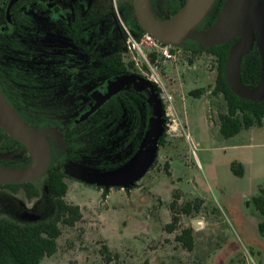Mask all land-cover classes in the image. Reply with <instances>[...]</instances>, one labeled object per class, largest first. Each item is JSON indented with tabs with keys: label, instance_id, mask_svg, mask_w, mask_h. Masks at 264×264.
Masks as SVG:
<instances>
[{
	"label": "rangeland",
	"instance_id": "1",
	"mask_svg": "<svg viewBox=\"0 0 264 264\" xmlns=\"http://www.w3.org/2000/svg\"><path fill=\"white\" fill-rule=\"evenodd\" d=\"M122 1L111 0L113 7ZM176 49L177 61L159 65L156 73L188 137L179 129L167 133L150 169L127 187L66 179L65 201L79 206L82 218L61 226L57 252L40 264H264V234L258 231L264 215L255 202H264V119L261 127L223 138L218 115L226 105L211 95L214 58ZM196 90L202 95L190 96ZM232 164L243 168V176L234 175ZM36 188L40 195L32 199L21 189L1 188L0 219L24 223L52 216L43 179ZM186 204L189 214L181 212ZM173 217L177 223L169 233L165 227ZM184 229L192 231L191 251L176 240Z\"/></svg>",
	"mask_w": 264,
	"mask_h": 264
},
{
	"label": "flooded vegetation",
	"instance_id": "2",
	"mask_svg": "<svg viewBox=\"0 0 264 264\" xmlns=\"http://www.w3.org/2000/svg\"><path fill=\"white\" fill-rule=\"evenodd\" d=\"M118 5L113 7L111 0H0V87L27 124L63 134L47 138L50 164L63 174L69 164L109 171L138 151L152 115L148 91L138 92L129 84L101 104L108 87L120 77L141 76L155 87L164 112L165 138L168 133L161 93L147 76L148 69L137 65L127 50L121 24L129 28ZM151 8L157 18L166 19L180 9V0H151ZM195 45L188 42L184 48ZM120 49L124 62L133 64L127 73L110 67L108 59ZM120 94L130 95L134 102L125 99L109 107ZM183 135L188 137L185 129ZM30 162L25 147L0 128V166L25 168ZM258 231L264 234V224Z\"/></svg>",
	"mask_w": 264,
	"mask_h": 264
},
{
	"label": "water",
	"instance_id": "3",
	"mask_svg": "<svg viewBox=\"0 0 264 264\" xmlns=\"http://www.w3.org/2000/svg\"><path fill=\"white\" fill-rule=\"evenodd\" d=\"M140 28L157 41L175 48L194 42L200 49H208L232 42L225 65V80L231 91L240 98L264 99V0H226L213 24L201 28L217 0H185L172 16L159 20L151 8V0H131ZM256 45L261 57V76L255 87L243 85L240 79L242 58ZM129 84L138 92L148 91L147 103L152 115L138 151L121 166L98 171L69 164L64 174L76 181L100 188H121L139 180L153 163L164 132V112L155 87L145 78L127 75L108 87L101 104ZM0 128L20 142L28 151L31 162L25 168L0 166V186L34 183L44 176L50 164L47 138L61 137L55 128H36L27 124L13 109L0 87ZM195 228H198L194 222Z\"/></svg>",
	"mask_w": 264,
	"mask_h": 264
},
{
	"label": "trees",
	"instance_id": "4",
	"mask_svg": "<svg viewBox=\"0 0 264 264\" xmlns=\"http://www.w3.org/2000/svg\"><path fill=\"white\" fill-rule=\"evenodd\" d=\"M184 2L185 0H180V7ZM225 2L226 0L216 1L202 26L211 25L215 21ZM118 10L131 32L138 35V37L145 34L137 22L131 0H123L119 3ZM231 44L232 42H228L208 49H198L195 45L194 48L182 49L191 51L193 55L207 53L215 60L216 77L211 95L221 97L226 105V112L218 115L219 133L225 139L238 135L242 130L261 127L264 119V99L251 101L240 98L231 91L229 84L225 80L224 70ZM122 53V49H120L118 54L108 59L110 67L116 73H127L129 69L133 68L132 63L124 62ZM151 58L153 62L154 57L152 56ZM261 70L260 53L257 46H253L251 51L241 61V83L255 87L260 80ZM201 95V90L190 92V96L200 97ZM125 99L134 102L130 95L124 98V94H120L108 105L109 107H117L119 103L125 102ZM136 101L139 104L142 100L136 97ZM136 123L138 124L137 114ZM164 141L165 134L160 141V145L164 144ZM26 159L29 161V157H26ZM231 169L234 175L243 176V168L241 166L238 165L237 167L236 164H232ZM42 179L50 198L53 215L44 220L24 223L10 219H0V264H40L45 257H51L57 252V240L61 235V226L73 227L82 218L80 207L65 201L68 190L65 180L69 178L62 173L59 166L52 162ZM1 188L11 189L12 191L21 189L28 199L36 198L40 195L39 189L36 188V183L2 185L0 186ZM255 202L257 206H261L259 208L264 212V202L261 197L255 199ZM181 212L189 214L191 212L190 205L186 204L181 207ZM176 223L177 218L173 217L171 223L165 229L172 233ZM176 240L187 251L193 249L194 240L190 229H184L176 237ZM103 250L107 252L108 248L104 246ZM142 264H149V262L144 261Z\"/></svg>",
	"mask_w": 264,
	"mask_h": 264
},
{
	"label": "built area",
	"instance_id": "5",
	"mask_svg": "<svg viewBox=\"0 0 264 264\" xmlns=\"http://www.w3.org/2000/svg\"><path fill=\"white\" fill-rule=\"evenodd\" d=\"M121 29L126 39L128 52L134 55V60L137 65L141 63L148 69V73H150L149 78L161 93V98L165 105L166 117L168 118V122L172 123V125L167 124V127L170 129L168 133H174L178 129L184 132V128L177 121L172 98L162 86L161 80L156 73L159 65H169L177 61L178 49L157 41L147 33L140 37L133 35L123 24H121ZM152 56L154 57L153 62L151 60ZM137 59H139V62Z\"/></svg>",
	"mask_w": 264,
	"mask_h": 264
}]
</instances>
